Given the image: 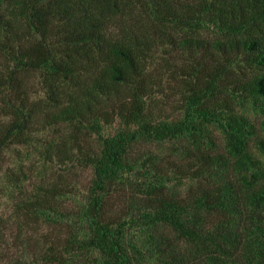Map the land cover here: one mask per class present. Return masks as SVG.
<instances>
[{
  "label": "trees",
  "instance_id": "16d2710c",
  "mask_svg": "<svg viewBox=\"0 0 264 264\" xmlns=\"http://www.w3.org/2000/svg\"><path fill=\"white\" fill-rule=\"evenodd\" d=\"M1 195L33 264H264V0H0Z\"/></svg>",
  "mask_w": 264,
  "mask_h": 264
},
{
  "label": "rangeland",
  "instance_id": "374dc122",
  "mask_svg": "<svg viewBox=\"0 0 264 264\" xmlns=\"http://www.w3.org/2000/svg\"><path fill=\"white\" fill-rule=\"evenodd\" d=\"M0 217L3 221L0 232V264H33L35 257H38V247L31 239L29 242L19 240L20 231L25 235L29 232L26 228L19 229L20 225L14 221L13 201L3 195L0 197Z\"/></svg>",
  "mask_w": 264,
  "mask_h": 264
}]
</instances>
